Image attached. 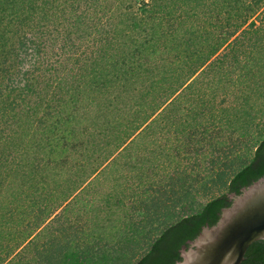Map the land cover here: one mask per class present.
Returning a JSON list of instances; mask_svg holds the SVG:
<instances>
[{
    "label": "trees",
    "instance_id": "obj_1",
    "mask_svg": "<svg viewBox=\"0 0 264 264\" xmlns=\"http://www.w3.org/2000/svg\"><path fill=\"white\" fill-rule=\"evenodd\" d=\"M263 177L264 0H0V264H176Z\"/></svg>",
    "mask_w": 264,
    "mask_h": 264
},
{
    "label": "water",
    "instance_id": "obj_2",
    "mask_svg": "<svg viewBox=\"0 0 264 264\" xmlns=\"http://www.w3.org/2000/svg\"><path fill=\"white\" fill-rule=\"evenodd\" d=\"M231 198L218 224L205 227L176 264H241L249 246L264 240V177Z\"/></svg>",
    "mask_w": 264,
    "mask_h": 264
},
{
    "label": "rangeland",
    "instance_id": "obj_3",
    "mask_svg": "<svg viewBox=\"0 0 264 264\" xmlns=\"http://www.w3.org/2000/svg\"><path fill=\"white\" fill-rule=\"evenodd\" d=\"M136 9H137V7H136ZM27 38L28 39H30L31 38V35H28L27 36ZM60 45H61V43H59L58 41L57 42H55V45L54 46H51V48L49 47V51H51L50 52V55L53 57V60H55V61H57V63H60L59 65H60V67L62 66V65H65V67L67 68V67H69V68H71V62H68L67 61V64H66V60H65V55H63V53H62V50H61V48H60ZM28 52V57H27V60H28V62L30 61V57H29V55L32 53L31 51H27ZM115 50H113V51H110V53H112V54H115ZM224 54L225 53V51H222V52H220V54ZM91 54H92V52H91ZM93 55H97V54H93ZM67 56V55H66ZM159 60H162L161 58H159V57H157V60L156 61H159ZM70 76V75H69ZM66 78V77H65ZM69 78V77H68ZM70 78H72V76H70ZM80 78V77H79ZM235 78V77H234ZM73 79V78H72ZM71 80V79H70ZM234 80V79H233ZM80 84H81V82H80ZM204 84H205V80L203 81V83H202V87L201 88H203V90L205 89V86H204ZM241 87V86H240ZM224 90V89H223ZM235 95L233 96V95H226V93H224V91H222L219 95H218V99H217V103H222V102H224V106L226 107V106H230V105H233L234 104V102H235ZM98 102L99 101H102V100H97ZM98 102H93L92 103V110H94L95 109V106H97V103ZM85 106V107H84ZM84 106L82 105V104H79V107H78V109H80V111L81 112H83V111H85L86 109H87V107H86V105L84 104ZM90 106V107H91ZM87 111H89L88 109H87ZM89 112H91V111H89ZM158 120H159V122L161 121V123H163V121L162 120H160L159 119V117H157V120H156V122L154 123V127L156 128V130H157V132L159 131V122H158ZM157 124V125H156ZM174 129L175 128H173V129H171V134L173 135V136H171L170 138H169V140H168V136H167V134L166 133H164V134H160V133H157L156 135H154V137H151V138H149V139H147V140H145V141H148V144L149 143H151V140L152 141H155L156 143H158V145H160L161 147L162 146H164V147H166L167 148V150H168V148L170 149V150H172V148L175 146V134L173 133L174 132ZM155 139V140H154ZM144 141V142H145ZM143 142V143H144ZM155 147V146H154ZM92 158H95L94 156L92 157ZM124 161L125 162H127L128 161V157H127V155L124 157ZM103 169L101 168L100 169V171L99 172H101ZM123 174L124 175H127V171L125 170L124 172H123ZM108 175V173L107 174H99L98 175V177H99V179H100V182H99V184L101 185V186H98V188L100 189V191L102 190L103 192H107L108 190L110 191V189H112L113 187H117V189L121 186V185H123L124 186V188H125V182L127 181V179H125L124 177H122V179H119L117 176H116V174H114V175H108V176H110V177H108L107 176ZM106 180V181H105ZM128 184L130 185L131 184V182H128ZM127 186V185H126ZM127 193H130V191H128ZM217 194H219V193H217ZM79 206V205H78ZM63 209V208H62ZM62 209H60L58 212H57V214H59L60 212H61V210ZM75 213L78 215V214H80L81 215V219L83 220V222L84 221H87V216H86V214L83 212V210H81V208H80V206L78 207V208H75ZM76 215V216H77ZM61 219H60V221H54L53 223H52V225H51V228L52 229H55L56 227H58V224L60 225V223H63V221L62 220H64V218H62V217H60ZM82 223V222H81Z\"/></svg>",
    "mask_w": 264,
    "mask_h": 264
}]
</instances>
